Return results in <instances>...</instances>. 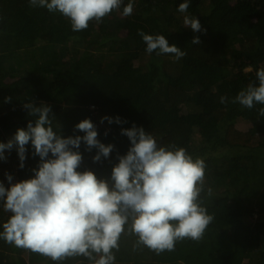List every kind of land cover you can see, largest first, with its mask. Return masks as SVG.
<instances>
[{
	"label": "trees",
	"instance_id": "trees-1",
	"mask_svg": "<svg viewBox=\"0 0 264 264\" xmlns=\"http://www.w3.org/2000/svg\"><path fill=\"white\" fill-rule=\"evenodd\" d=\"M183 2L133 0L131 15L122 16V5L119 16L74 32L59 12L31 7L29 0H0V142L29 120L35 123L25 102L51 105L54 128L65 137L84 135L75 125L91 118L98 139L115 147L94 162L98 149L88 151L82 142L80 170L92 169L112 186L118 154L131 146L121 130L142 126L158 144L174 143L204 158L206 188L213 189L204 203L214 220L201 241L184 240L160 255L134 250L135 237L126 234L116 264H264V116H258L264 105L246 109L231 103L264 66V0H190L181 13ZM185 16L197 17L206 32L186 27ZM140 31L165 35L186 55L147 53ZM195 36L199 44H192ZM221 96L228 102L221 103ZM105 116L124 122L101 123ZM240 118L253 125L239 129ZM33 152L29 142L21 168L17 148L5 150L0 181L6 187L7 173L13 183L35 175L40 157ZM7 218L0 207V231ZM0 264L56 262L0 240ZM64 264L88 262L78 257Z\"/></svg>",
	"mask_w": 264,
	"mask_h": 264
},
{
	"label": "clouds",
	"instance_id": "clouds-1",
	"mask_svg": "<svg viewBox=\"0 0 264 264\" xmlns=\"http://www.w3.org/2000/svg\"><path fill=\"white\" fill-rule=\"evenodd\" d=\"M29 4L59 12L69 19L74 32L86 30L91 21L101 22L122 5L124 17L134 8L133 0L126 5L124 0H29ZM189 6L190 0H184L178 11L186 13ZM184 25L193 32H206L195 16H185ZM139 35L149 54L156 51L176 59L186 55L163 34L140 31ZM199 43L200 37L195 36L192 44ZM255 77L231 103L246 109L264 105V66ZM220 102L227 103V97L221 96ZM24 108L35 123L29 120L26 128H18L6 143L0 142V160H6L5 150L15 146L23 168L31 142L33 155H38L40 162L31 178L13 183L12 174L7 173L10 187L0 181V207L8 214L0 240L56 264L78 257L88 264H116V253L126 234L135 237L134 250L147 248L157 255L174 251L184 240L199 242L204 238L214 220L204 203L205 197L213 196V189L206 188L204 158L194 157L174 143L160 145L151 133L133 124L121 130L131 146L127 154H118L119 162L111 172L114 185L110 186L92 169L80 170L82 142L88 151L98 149L94 162L108 158L115 147L98 139L91 118L75 125L84 135L65 137L54 128L51 105L29 101ZM258 116H264V107L259 108ZM113 119L124 122L118 116H105L101 123H112Z\"/></svg>",
	"mask_w": 264,
	"mask_h": 264
},
{
	"label": "rangeland",
	"instance_id": "rangeland-1",
	"mask_svg": "<svg viewBox=\"0 0 264 264\" xmlns=\"http://www.w3.org/2000/svg\"><path fill=\"white\" fill-rule=\"evenodd\" d=\"M121 13V10H118V11H113L111 14V17L112 16H119V14ZM113 14H115V15H113ZM98 32H99V28H98V25H97V27H96V30L93 32V36H94V38L96 39L97 38V34H98ZM126 32L125 31H119V34L120 35H124ZM93 38V37H92ZM94 43V42H93ZM145 58H147L146 57V55L144 56V57H142V58H138V59H136L135 61H136V63H141V62H144V60H145ZM253 125V123L250 121V120H248V119H243V118H240V119H238L237 120V122H236V126L239 128V129H241V130H246V129H248L250 126H252Z\"/></svg>",
	"mask_w": 264,
	"mask_h": 264
}]
</instances>
